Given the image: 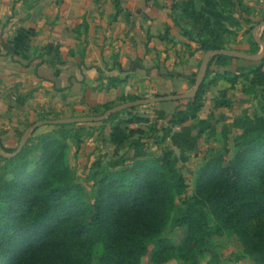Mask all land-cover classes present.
Returning <instances> with one entry per match:
<instances>
[{
	"label": "trees",
	"instance_id": "1",
	"mask_svg": "<svg viewBox=\"0 0 264 264\" xmlns=\"http://www.w3.org/2000/svg\"><path fill=\"white\" fill-rule=\"evenodd\" d=\"M200 2L199 11L193 0L181 4L175 25L189 40L196 35L201 52L225 50L229 16L221 9L231 3ZM182 22L190 29L181 26ZM234 60L211 58L197 96L177 108L167 125L162 124L161 145L176 127L198 118L207 91L220 80H226L231 88L239 80L249 82L251 88L262 89L264 98V60L256 69L240 74L228 70ZM211 75L216 77L209 81ZM196 76L190 78L192 87ZM113 107H98L95 113ZM119 114L109 118L113 121L110 142L117 147L132 146L135 155L129 164L123 158L110 164L112 170L94 172L90 191L76 182L68 164V142L79 146L85 128L60 125L56 135L38 139L34 150L29 149V140L18 156L0 155L5 164L0 169V264H142L150 244H154L152 264H196L217 237L236 238L251 264H264V111L253 117L238 116L222 126L218 135L225 142L223 151L210 150L199 171L194 196L180 208L177 201L188 185L174 150L165 145L160 156L147 155L140 138L132 141L144 132L130 126L149 120L138 115L117 119ZM207 132V142L219 137L217 127ZM4 151L10 155L16 150ZM167 228L183 231L181 241L163 238Z\"/></svg>",
	"mask_w": 264,
	"mask_h": 264
},
{
	"label": "crops",
	"instance_id": "2",
	"mask_svg": "<svg viewBox=\"0 0 264 264\" xmlns=\"http://www.w3.org/2000/svg\"><path fill=\"white\" fill-rule=\"evenodd\" d=\"M159 1L0 0V142H15L27 123L94 116L130 97L190 93L201 52L189 51L173 8ZM212 100L175 128L176 137L197 141L218 125ZM156 105L163 120L178 108Z\"/></svg>",
	"mask_w": 264,
	"mask_h": 264
},
{
	"label": "rangeland",
	"instance_id": "3",
	"mask_svg": "<svg viewBox=\"0 0 264 264\" xmlns=\"http://www.w3.org/2000/svg\"><path fill=\"white\" fill-rule=\"evenodd\" d=\"M186 1L189 0H160L159 2L166 8L168 7L167 9H170L169 7L173 8L171 15L174 21V19L179 18L178 9L180 5ZM193 1L196 4V9L198 11L201 10L202 3L200 0ZM226 1L230 2L231 5L226 3L228 8L221 9L225 16H229V19L225 21V26L229 29V33L224 35L225 50L239 51L249 55L260 54L263 48L259 44H257L258 48L254 45L255 40L253 38L252 32L254 28H256L261 22H264V0ZM187 24L182 22L181 26L189 30L190 27ZM192 36L193 40L187 39L191 44L189 51H200V45L198 43V39H196V35ZM258 38L264 42V28L259 31ZM205 54L206 53L203 52L200 54L199 67L196 73L197 75L200 72L201 64ZM258 66H260V62H250L235 59L229 65L228 70L240 74L254 70ZM215 71L222 73L223 69H215ZM215 77V75H211L209 81ZM219 83H222L225 86L219 87L222 89L220 92L218 91L220 89L217 88ZM217 85L214 88L211 87L204 97L205 101H208V99H213L212 101L214 103V110L216 113H218V116L213 119L215 122L219 118V122H215V124H218L216 126L217 135L220 134L223 124L231 119V117L234 120L236 117L242 116L244 114H248L253 117L256 114L263 113L264 98L263 93L261 92L262 89L251 88L249 82H245L243 80H239V83L234 88H231L230 84L226 80H220ZM194 87L191 86V92L194 90ZM160 96L162 95L153 94L136 98H138V101ZM126 103L129 102H123L119 105ZM172 104L173 105L171 106H178L179 108L180 106H185L187 101H179L175 103L172 102ZM221 107L224 108L223 110L219 111ZM158 108H161V106L150 104L138 106L132 109H126L119 112L120 114L117 119H129L132 115H138L149 120V123H134L130 126L131 129L142 130L144 132L142 135L140 134L135 136L132 141L138 140L140 138L141 142L144 144V152L147 153V155L153 157L160 156L162 153V148L165 145L174 150V154L179 160L178 169L183 174L188 185L186 194L177 201V208H180L186 200L194 196L199 171L205 165V158H207V156H209V154L212 152L210 150L215 152L223 151L225 142L220 135H218L219 137H212L208 139L209 141L207 142V136L210 134L207 131L205 133V138L203 137L200 140L197 138V141L191 140L190 138L188 141L184 142L181 137H176L175 135L178 134V128V130L176 129L177 131L174 129L171 137L166 140V142H164V145H161L160 140L163 136V133L160 128L162 124L167 125L169 118L163 120L164 118L161 117L164 115L162 116L160 114ZM105 113L102 112L89 117H98ZM109 118L106 119L107 121L105 120V123L103 121L99 123L75 124L73 129L78 130L85 128L86 132L84 133L79 146L76 145L75 141L68 142V164L75 174L76 182L85 186L88 191H90L93 187L91 176L94 174V172H99L101 170H112L110 168V164L123 158L127 160V163L129 164L136 152V149L132 148V146L128 144L120 147L111 144L109 133L113 121H109ZM38 123L41 122L27 123V125H24V127L19 132L18 137H16L15 142L11 143L7 141L8 138L4 139V142L1 143L2 147L0 146L1 153L3 155H9L6 154L4 150H17L26 131ZM58 130L60 129L57 126L47 125L40 127L35 130L34 135L32 134L34 131L30 133L25 146L29 140H31L28 147L29 149L34 150L36 144L39 141L38 139L49 133L56 135ZM234 133L236 134L240 132L234 131ZM172 137L174 138L172 139ZM234 138V134L230 135L229 137L231 147L233 145ZM3 166H5V164L0 160V169ZM183 236V231H173L170 228H167L164 231L162 237L170 239L173 242H180ZM153 249L154 244H150L149 252L142 260V264H152L151 255ZM169 264H178V262H171ZM196 264H251V260L244 255L243 247L236 238L229 239L217 237L215 238L208 252L205 253L204 257Z\"/></svg>",
	"mask_w": 264,
	"mask_h": 264
},
{
	"label": "water",
	"instance_id": "4",
	"mask_svg": "<svg viewBox=\"0 0 264 264\" xmlns=\"http://www.w3.org/2000/svg\"><path fill=\"white\" fill-rule=\"evenodd\" d=\"M263 28H264V22H261L256 28H254V30L252 32V35H253L255 42L263 48V50L260 54L249 55V54L241 53L239 51H229V50H217V51L207 52L203 58L200 72L198 73V75L196 77V83H195L194 90L188 94L174 95V96H160V97L148 98V99H144V100H138L135 102H129L126 104L116 106V107L108 110L102 116H98V117H85V118H77V119H69V120H54V121H48V122H41V123H38V124L32 126L31 128H29L26 131V133L23 136V138L20 142V145H19L18 149L16 150V152H14L12 155H3L0 151V155L7 157V158H13V157L18 156L21 153L22 149L24 148L30 133H32L36 129L43 127V126H47V125L60 126V125H70V124L99 123V122L105 121L106 119L111 117L113 114L118 113V112L123 111V110H126V109H132V108H135L138 106H145V105H150V104L179 102V101H187L190 99H194L197 96V94H198V92H199V90H200V88L204 82L206 73H207L208 68H209L210 60L212 57H214V56H225V57H229V58H233V59L250 61V62H261L262 60H264V42H262L258 38V33Z\"/></svg>",
	"mask_w": 264,
	"mask_h": 264
}]
</instances>
